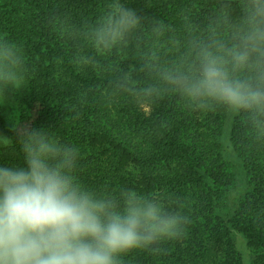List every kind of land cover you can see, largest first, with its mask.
Masks as SVG:
<instances>
[{
  "label": "trees",
  "instance_id": "1",
  "mask_svg": "<svg viewBox=\"0 0 264 264\" xmlns=\"http://www.w3.org/2000/svg\"><path fill=\"white\" fill-rule=\"evenodd\" d=\"M109 2L0 0V37L23 50L28 69L17 119L77 147L85 186L183 204L185 236L159 253L134 250L123 264H264V133L224 108L193 110L177 94L155 92L159 68L220 0H123L142 27L127 47L101 55L77 30ZM16 122L0 109L3 167L24 164Z\"/></svg>",
  "mask_w": 264,
  "mask_h": 264
},
{
  "label": "clouds",
  "instance_id": "2",
  "mask_svg": "<svg viewBox=\"0 0 264 264\" xmlns=\"http://www.w3.org/2000/svg\"><path fill=\"white\" fill-rule=\"evenodd\" d=\"M143 19L110 0L77 35L104 55L127 47ZM27 72L23 50L0 37V98L22 89ZM157 75L156 97L163 88L193 110L224 108L264 133V0H220ZM13 130L24 164L0 166V264H123L134 250L159 253L185 236L191 221L179 199L131 188L98 192L78 178L77 147L19 120Z\"/></svg>",
  "mask_w": 264,
  "mask_h": 264
},
{
  "label": "rangeland",
  "instance_id": "3",
  "mask_svg": "<svg viewBox=\"0 0 264 264\" xmlns=\"http://www.w3.org/2000/svg\"><path fill=\"white\" fill-rule=\"evenodd\" d=\"M19 91H9V93L0 98V109L6 116L9 124L16 122L23 111L21 101L19 100ZM148 110V108H146ZM245 255V252H242Z\"/></svg>",
  "mask_w": 264,
  "mask_h": 264
}]
</instances>
